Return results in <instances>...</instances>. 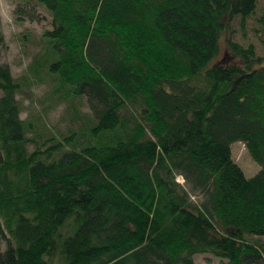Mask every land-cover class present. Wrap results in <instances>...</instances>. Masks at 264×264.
Instances as JSON below:
<instances>
[{"label": "trees", "instance_id": "1", "mask_svg": "<svg viewBox=\"0 0 264 264\" xmlns=\"http://www.w3.org/2000/svg\"><path fill=\"white\" fill-rule=\"evenodd\" d=\"M35 1L33 77L91 115L60 138L22 118L0 34V264H264V55L232 27L258 0Z\"/></svg>", "mask_w": 264, "mask_h": 264}, {"label": "rangeland", "instance_id": "2", "mask_svg": "<svg viewBox=\"0 0 264 264\" xmlns=\"http://www.w3.org/2000/svg\"><path fill=\"white\" fill-rule=\"evenodd\" d=\"M261 18H264V0H258L255 15L247 19L244 28L240 26L239 19H236L232 27L235 41L253 43L257 52L264 55V26L258 21ZM49 29H52V16L37 1L0 0V34L4 37L1 61L10 67L16 79L24 78L31 84L17 96L23 108L21 116L42 124L45 136L56 135L60 138L82 124V120L74 117L75 107H78L81 115H91V112L85 98L75 102L60 101L50 79H46L42 74L33 77L32 66L44 46L43 34ZM221 45L216 60L222 59L226 53L223 41ZM231 148L235 161L243 168L247 177H253L259 172L261 165L252 159L243 142L236 141ZM178 181L185 184L183 176H178ZM193 199L200 201L202 197L193 196ZM6 247V242L0 241V253L4 252ZM194 261L196 264H221L220 259L210 253L196 254Z\"/></svg>", "mask_w": 264, "mask_h": 264}]
</instances>
